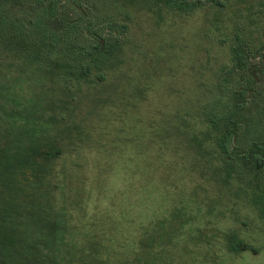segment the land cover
Here are the masks:
<instances>
[{
    "label": "trees",
    "instance_id": "16d2710c",
    "mask_svg": "<svg viewBox=\"0 0 264 264\" xmlns=\"http://www.w3.org/2000/svg\"><path fill=\"white\" fill-rule=\"evenodd\" d=\"M198 11L223 58L153 136L182 144L183 168L215 193L203 214L225 211L233 225L196 224L182 201L144 219L115 199L90 210L98 192L63 161L106 107L129 100L115 73L134 21L159 26ZM130 94L141 99L144 88ZM253 231L264 235V0H0V264H188L189 250L215 242L258 252Z\"/></svg>",
    "mask_w": 264,
    "mask_h": 264
},
{
    "label": "rangeland",
    "instance_id": "374dc122",
    "mask_svg": "<svg viewBox=\"0 0 264 264\" xmlns=\"http://www.w3.org/2000/svg\"><path fill=\"white\" fill-rule=\"evenodd\" d=\"M205 20L203 12L198 11L159 26L153 25L145 15L134 21L125 61L114 72L126 77L124 97L129 100L123 105L106 107L102 119L88 127V143L75 154H66L63 161L67 167L64 171H77V174L82 171L80 175L88 189L98 192L88 202L90 210L93 206L109 207L115 199L116 207L132 204L137 219H144L182 201L193 212L198 211L196 224L209 217L221 226L233 225L225 211L224 215L203 214L205 196L214 192L209 185L205 188L196 184L200 179L196 170L183 168L182 144L176 140L160 141L153 136V127L163 117L174 121L175 112L189 109L202 88L211 83L223 58L215 33L206 28ZM137 85L144 88L141 99L130 94ZM167 172L170 174L166 178ZM117 191L122 194L114 198ZM240 211L254 216L246 208ZM251 237L260 246L256 253H226L215 242L211 246L212 254L202 245L189 250L185 258L188 264H264V235L253 231Z\"/></svg>",
    "mask_w": 264,
    "mask_h": 264
}]
</instances>
